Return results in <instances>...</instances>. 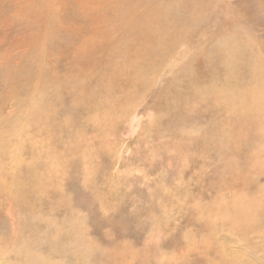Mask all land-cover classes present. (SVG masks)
Wrapping results in <instances>:
<instances>
[{
    "label": "rangeland",
    "instance_id": "rangeland-1",
    "mask_svg": "<svg viewBox=\"0 0 264 264\" xmlns=\"http://www.w3.org/2000/svg\"><path fill=\"white\" fill-rule=\"evenodd\" d=\"M0 264H264V0H0Z\"/></svg>",
    "mask_w": 264,
    "mask_h": 264
},
{
    "label": "bare ground",
    "instance_id": "bare-ground-1",
    "mask_svg": "<svg viewBox=\"0 0 264 264\" xmlns=\"http://www.w3.org/2000/svg\"><path fill=\"white\" fill-rule=\"evenodd\" d=\"M164 38V37H163ZM227 74V73H226ZM228 77V76H227ZM178 100V99H177Z\"/></svg>",
    "mask_w": 264,
    "mask_h": 264
}]
</instances>
